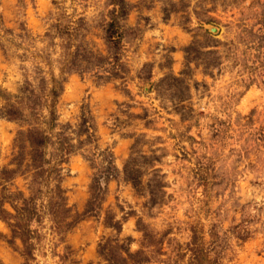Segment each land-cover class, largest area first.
<instances>
[{"label":"rangeland","instance_id":"374dc122","mask_svg":"<svg viewBox=\"0 0 264 264\" xmlns=\"http://www.w3.org/2000/svg\"><path fill=\"white\" fill-rule=\"evenodd\" d=\"M0 264H264V0H0Z\"/></svg>","mask_w":264,"mask_h":264},{"label":"trees","instance_id":"16d2710c","mask_svg":"<svg viewBox=\"0 0 264 264\" xmlns=\"http://www.w3.org/2000/svg\"><path fill=\"white\" fill-rule=\"evenodd\" d=\"M124 5H121V8H123ZM117 22L115 19H113V21L107 23L106 26V33H107V41L115 43L116 42V38L120 36V33L117 30Z\"/></svg>","mask_w":264,"mask_h":264}]
</instances>
